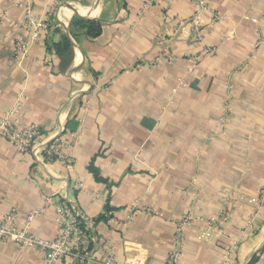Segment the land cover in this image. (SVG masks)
<instances>
[{"label": "crops", "instance_id": "0c3cea01", "mask_svg": "<svg viewBox=\"0 0 264 264\" xmlns=\"http://www.w3.org/2000/svg\"><path fill=\"white\" fill-rule=\"evenodd\" d=\"M205 1L194 31L189 0H34L49 29L18 63L23 10L0 0V117L18 105L16 119L45 141L77 134L71 164L21 155L0 137V216L15 210L18 228L55 239L51 198L82 220L90 259L106 244L117 264H164L173 223L190 215L179 264H219L231 242L237 264L254 257L264 245V202H250L264 186V0ZM75 16L99 35L70 28ZM163 48L171 60L153 64ZM230 195L240 200L223 235L203 239V221ZM0 264H43V254L0 241Z\"/></svg>", "mask_w": 264, "mask_h": 264}, {"label": "built area", "instance_id": "2783aa9c", "mask_svg": "<svg viewBox=\"0 0 264 264\" xmlns=\"http://www.w3.org/2000/svg\"><path fill=\"white\" fill-rule=\"evenodd\" d=\"M166 0H148L145 7L149 5L159 6ZM195 7L197 15L191 20L194 31H198V15L202 11L207 10L205 0H189ZM34 0H20V6L23 10V19L17 23V26L24 30L26 36H18L14 40L13 55L16 62L22 61L27 53L30 45L40 38L42 33H46L49 29L48 24L40 21L34 16ZM176 33V31L174 32ZM158 44H162L157 40ZM208 51H204L207 53ZM162 59L171 60L168 50L163 48L159 55L155 58L153 64H157ZM139 67V64L137 65ZM18 105L9 109L3 117H0V137L11 144L15 150L21 154L32 155L35 159L45 164L55 162L72 163L73 157L69 152L70 147L74 146L77 134L70 132L63 136L55 137L48 141L42 139L39 126L36 124L20 123L16 119ZM223 120V119H222ZM240 200V197L230 195L224 199L223 205L219 212L212 217L206 219L202 228L201 237L207 239L212 235H223L222 225L228 222L230 203ZM254 204H262L264 202V186L260 190L257 199L250 200ZM54 206L56 223L58 226V235L55 239L45 240L33 236L29 233L27 226L20 229L15 225V210L0 216V241L13 243L27 250H36L43 254V264H58L64 259H72L83 264L85 261L91 264H117L112 253V248L104 244L101 248L98 260H92L88 257V248L90 246V237L87 229L84 227L82 220L75 214L74 210L63 203H54L51 198L46 199L45 207ZM148 214L156 215L155 211L145 210ZM138 211H134L137 213ZM42 210L31 212L26 217L28 223L33 216L41 214ZM198 219L196 217L186 215L173 223L174 236L172 247L168 252L164 264H179L182 258L183 248V232L185 229L193 226ZM254 217L248 221L245 232H251L253 228ZM237 243L231 242L223 249V255L219 264H237ZM255 260L252 264H264V245L254 255ZM251 261V260H250ZM247 262V264L250 263ZM137 264H142L138 262Z\"/></svg>", "mask_w": 264, "mask_h": 264}, {"label": "trees", "instance_id": "16d2710c", "mask_svg": "<svg viewBox=\"0 0 264 264\" xmlns=\"http://www.w3.org/2000/svg\"><path fill=\"white\" fill-rule=\"evenodd\" d=\"M69 27H77L81 31H84L85 35L88 37H96L100 33V27L96 25V22L81 16H75L74 18L71 19ZM66 43L68 46L70 45L69 39H65ZM255 260V257H253L250 261L249 264H252Z\"/></svg>", "mask_w": 264, "mask_h": 264}]
</instances>
